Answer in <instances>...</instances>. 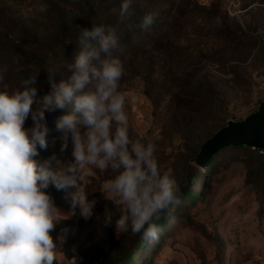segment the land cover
<instances>
[{
    "label": "rangeland",
    "instance_id": "rangeland-1",
    "mask_svg": "<svg viewBox=\"0 0 264 264\" xmlns=\"http://www.w3.org/2000/svg\"><path fill=\"white\" fill-rule=\"evenodd\" d=\"M42 3L43 13L37 11ZM122 3L0 0V67H7L0 91L18 90L37 73L43 93L50 79H67L77 26L121 19ZM129 11L141 21L111 53L125 67L119 90L126 96L129 136L156 146L158 170L175 178L181 203L164 212L156 239L130 228L117 236L122 207L102 191L115 173L86 166L80 182L96 200L93 215L85 220L77 208L76 216L56 225L55 264L90 254L88 264H127L131 253L136 264H264V157L251 147H230L205 168L194 162L206 140L228 121L245 120L264 100V0H132ZM149 14L153 23L140 27ZM68 111L45 114L49 148L37 159L55 154L61 163L72 161L71 139L62 152L55 127ZM31 125L29 117L24 126ZM46 191L63 212L70 210L63 191Z\"/></svg>",
    "mask_w": 264,
    "mask_h": 264
},
{
    "label": "clouds",
    "instance_id": "clouds-1",
    "mask_svg": "<svg viewBox=\"0 0 264 264\" xmlns=\"http://www.w3.org/2000/svg\"><path fill=\"white\" fill-rule=\"evenodd\" d=\"M131 4L123 0L122 20L131 14ZM46 10L43 3L37 9ZM153 20L151 14L144 16L140 27L148 28ZM77 27L80 50L68 65L67 79H50L51 89L43 93L37 73L22 79L18 90L0 91V264H55L57 243L51 233L56 225L76 216L77 208L85 220L93 215L96 200L88 199L80 182L86 166L115 173L102 191L122 207L117 236L130 228L133 235L156 239L157 221L181 203L175 178L158 170L156 146L130 139L126 96L119 90L125 67L111 55L118 47L115 30ZM6 72V66L0 67V81ZM57 109H70L55 124L62 152L71 139L72 161L66 164L55 154L37 159L49 148L45 114ZM29 117L32 125L26 128ZM50 186L66 194L67 213L46 191ZM81 259L68 258L69 264Z\"/></svg>",
    "mask_w": 264,
    "mask_h": 264
},
{
    "label": "water",
    "instance_id": "water-1",
    "mask_svg": "<svg viewBox=\"0 0 264 264\" xmlns=\"http://www.w3.org/2000/svg\"><path fill=\"white\" fill-rule=\"evenodd\" d=\"M229 146H247L264 151V100L258 110L242 121H228L213 137L206 140L194 162L205 168L212 157Z\"/></svg>",
    "mask_w": 264,
    "mask_h": 264
},
{
    "label": "trees",
    "instance_id": "trees-1",
    "mask_svg": "<svg viewBox=\"0 0 264 264\" xmlns=\"http://www.w3.org/2000/svg\"><path fill=\"white\" fill-rule=\"evenodd\" d=\"M116 18H121V17L119 15ZM140 21H141V19L138 16H135V15H133L131 13L129 16H127V18H125L123 20L122 19L114 20L112 17H104V18H101V19H97L96 25L97 26H105L106 28L110 27V28H112V29L115 30L116 35H117V38H118V44H119L118 45V49H119L120 46L125 42L123 38L127 34L128 28L130 26H133V27L134 26H137L140 23ZM121 22H123V25H118V24H121ZM91 28H87V29L91 30ZM76 41L77 40H75V43L76 44L71 47V49H72L71 53L72 54H76L80 50L79 49V45L77 44ZM230 147H241V148L250 149V147H247V146H229V147H226L225 149L230 148ZM225 149H223V150H225ZM254 150L259 155H261V156L264 157V154H261L258 149H254ZM186 195H187V199L188 200L193 199V195H192V193L190 191H188L186 193ZM169 209H170V207L165 212H168ZM162 220L163 219L161 218L159 221H157V227L158 228L159 227H162L164 225V221H162ZM92 256L93 255L90 254V255H87V256L83 257L79 261V264H88V262H89L90 258H92ZM125 259H126L127 264H136L137 263V261L135 259V256H134V253H131L128 256H126ZM102 264H106V263L105 262H102ZM113 264H116V263H113Z\"/></svg>",
    "mask_w": 264,
    "mask_h": 264
},
{
    "label": "built area",
    "instance_id": "built-area-1",
    "mask_svg": "<svg viewBox=\"0 0 264 264\" xmlns=\"http://www.w3.org/2000/svg\"><path fill=\"white\" fill-rule=\"evenodd\" d=\"M259 152H260L261 154H264V151H262V150H259Z\"/></svg>",
    "mask_w": 264,
    "mask_h": 264
}]
</instances>
